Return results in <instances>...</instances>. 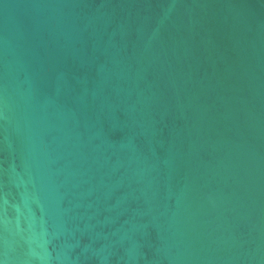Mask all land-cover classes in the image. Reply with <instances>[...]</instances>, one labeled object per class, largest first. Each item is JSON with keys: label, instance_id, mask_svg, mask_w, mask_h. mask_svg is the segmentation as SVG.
Returning <instances> with one entry per match:
<instances>
[{"label": "water", "instance_id": "95a60500", "mask_svg": "<svg viewBox=\"0 0 264 264\" xmlns=\"http://www.w3.org/2000/svg\"><path fill=\"white\" fill-rule=\"evenodd\" d=\"M0 264H264V0H0Z\"/></svg>", "mask_w": 264, "mask_h": 264}]
</instances>
